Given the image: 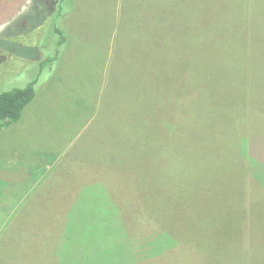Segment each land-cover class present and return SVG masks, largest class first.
I'll return each instance as SVG.
<instances>
[{"label":"trees","instance_id":"16d2710c","mask_svg":"<svg viewBox=\"0 0 264 264\" xmlns=\"http://www.w3.org/2000/svg\"><path fill=\"white\" fill-rule=\"evenodd\" d=\"M31 1L34 7L36 2L40 6L30 12L41 17L35 25L27 19L26 28L5 36L16 44L18 53L9 52L0 43V68L4 56H11L14 63L23 62L11 79L0 82V132L20 121L39 86L55 75L68 44L63 24L74 13V0ZM136 9L142 12L135 24V40L125 37L124 47L118 36L112 41L111 66L125 75L118 79L113 68L108 94L115 91L112 97L118 96L126 106L135 103L139 114L150 113L148 118L143 114V119L138 114L139 121L151 127L140 139L145 150L139 153L159 157L161 162H147L146 169L133 174L116 157L99 160L91 175L95 186L87 191L73 186L74 194L60 200L52 195L57 223H49L51 228L43 225L48 222L39 214L40 208H49L42 201L29 206L26 220H14L3 228L0 225V264H25L26 253L33 257L48 245L42 230L49 231L51 241L58 239L59 254L75 240L69 255L73 264L79 260L83 264L91 254L97 257L96 250L91 252L85 243L96 222L95 230L105 231L102 217L107 205L118 207L121 216L125 208H131L138 232L150 234L143 240L147 249L142 245L137 248L139 258L131 250L136 242L131 236L126 239L124 247L132 252L135 264H165L169 253L178 264L185 247L179 241L193 236L192 232L205 231L212 239L219 236L213 242L223 245L235 227L251 251L262 250V255L247 262L237 254L233 261L264 264V0H150L148 9ZM139 36L148 37L152 48L141 45ZM29 43L36 54L33 59L20 51ZM183 126L195 127L188 140L179 138ZM231 172L242 179L237 193L220 185L223 177L233 181ZM63 173L59 166L54 174L60 179ZM78 182L90 187L86 174ZM0 188L1 202L8 189L2 184ZM150 200L152 208L147 203ZM256 203L262 207L253 215L251 207ZM232 206L242 210L239 221L222 213ZM168 215L169 220L163 219ZM219 218L225 221L217 228ZM183 220L191 223L192 227L186 228L191 234L175 236L177 244L168 227ZM134 227L124 225L123 230L129 233ZM81 230L85 234L78 236ZM120 231L117 227L112 235ZM152 234L158 238L153 239L154 244ZM69 256L63 253L58 264H67L64 259Z\"/></svg>","mask_w":264,"mask_h":264},{"label":"rangeland","instance_id":"374dc122","mask_svg":"<svg viewBox=\"0 0 264 264\" xmlns=\"http://www.w3.org/2000/svg\"><path fill=\"white\" fill-rule=\"evenodd\" d=\"M149 5L150 0H74V13L63 24L68 44L55 75L39 86L36 97L23 112L20 121L0 132V184L8 189L0 202L1 228L14 220H26L25 215L29 206L32 207L40 201L49 207L40 208L39 214L48 222L43 225L57 223L54 218L57 207L51 198L52 195H56L60 200L70 193L74 194L73 186L78 190L85 188V191L95 186L92 184L91 175L93 167L101 159L116 157L121 165L124 164V169L133 170V174L140 173L143 168L146 169L147 162L156 164L162 160L148 155L145 157V154L139 153L145 150L140 139L145 138L151 131L150 124L139 121V115L143 119L144 115L150 117V113L139 114L137 111L139 107L135 106V103L126 106L119 101L118 96L112 97L115 91L112 95L108 94L109 80L114 78L112 72L114 67L109 60V57L113 56V53L110 55L112 41L118 36V40L121 38L119 44L124 47L125 37L135 40L133 32H136L138 27L135 24L142 12L140 10L139 13L136 8L148 9ZM39 6V2H36L34 7L31 0H0V43L5 44L9 52L18 53V50L16 44L7 41L5 36L26 28L30 23L26 21L27 19L35 25L34 21L41 15L30 12V9ZM249 18L261 26L256 17L250 15ZM139 39L141 45L152 48L148 37L139 36ZM20 51L31 59L36 56L31 43ZM3 59L6 61L0 68V82L11 79L20 71L23 64L14 63L11 56L10 58L4 56ZM27 61L25 60V64ZM115 75L121 80L125 74L119 68L115 69ZM113 84L115 86V83ZM143 125L144 128H139ZM194 128L183 126L179 130V138L188 140L194 135L193 131H196ZM126 136L127 138L122 140ZM226 139L230 142L228 138ZM237 142H233V145L236 146ZM123 146L126 148L125 152ZM59 166L64 171L60 179L54 174ZM83 174L88 178L89 188L88 185L82 186L78 182ZM230 174L233 181L227 177L221 178V188H231L237 193L242 189L240 185L242 179L239 174L233 172ZM71 179L74 180L73 183ZM147 203L152 208V200ZM123 205L127 206L126 203ZM261 207L258 203L253 205L252 214L258 215ZM117 208L110 205L104 207L102 223L105 224V231L95 230L96 222L91 230L90 240L88 238L85 243L91 252L96 250L98 255L94 257L91 254L90 257L84 258L88 259L85 264H135L133 254L139 258L140 251L137 248L141 245L144 247L143 240L147 236L150 237V234L138 232L140 230L136 228L137 219L131 214V208H125L123 216L119 214ZM228 209L234 212L227 211ZM241 211L232 206L226 207L222 213L225 212V218L233 217L239 221L242 215L238 212ZM169 217L168 215L163 219L169 220ZM225 218L217 220L215 223L217 228L222 227L219 224L224 222ZM261 219L264 231V212ZM188 222L183 220L169 225L168 230L174 238L172 241L178 244L179 240L175 236L191 234L187 229L192 225ZM124 225L135 227L132 232L127 233L123 230ZM49 226L51 228V225ZM117 227H120L121 231L112 235ZM83 231L77 232L78 236L85 234ZM48 232L42 230V236L48 239V245L40 247L33 257L26 253L25 264H58L63 253L67 256L71 254V244L75 247V240H70V245L59 254V248L56 247L58 239L51 241ZM174 232L177 234L174 235ZM192 233L193 236H187L185 240L179 241L180 244H185V247L184 258L178 264H237L233 261L237 254L244 257L247 262L262 255V250L251 251L250 244L237 234L236 227L232 236L226 238L223 245L220 243L218 245L216 240L213 242L215 238L219 240V236L215 235L212 239L205 231L196 230ZM130 236L131 240L136 242L131 248L133 254L124 247L126 239ZM154 236L152 234V244L155 243L154 240H158L153 238ZM167 238L170 239L169 236ZM101 242L103 246L99 247ZM177 244L176 247H179ZM144 249H147V246ZM170 254L167 255L165 264H177ZM69 257L64 260L67 264H73L72 258ZM79 264H82L80 260ZM153 264L159 262L153 261Z\"/></svg>","mask_w":264,"mask_h":264}]
</instances>
